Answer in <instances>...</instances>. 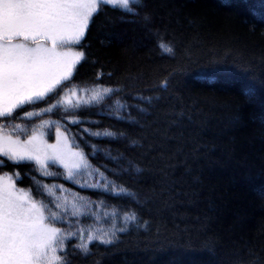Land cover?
I'll use <instances>...</instances> for the list:
<instances>
[{
	"label": "trees",
	"instance_id": "obj_1",
	"mask_svg": "<svg viewBox=\"0 0 264 264\" xmlns=\"http://www.w3.org/2000/svg\"><path fill=\"white\" fill-rule=\"evenodd\" d=\"M81 45L60 49L85 53L61 85L77 87L67 99L81 101L78 110L17 118L49 106L45 100L0 118L11 121L4 132L13 139L44 132L51 141L60 129L91 157L72 180L51 163L42 169L9 160L0 169L38 206L51 199L36 194L47 185L62 206L91 213L55 224L76 233L63 239L55 264H264V0H143L136 16L104 6ZM104 88L113 91L102 102L84 104ZM72 118L80 123L70 124ZM97 167L135 199L80 187L94 182ZM16 171L25 174L22 181ZM133 210L136 223H126L124 213ZM81 228L85 238L112 243L97 239L85 253L77 247Z\"/></svg>",
	"mask_w": 264,
	"mask_h": 264
},
{
	"label": "snow or ice",
	"instance_id": "obj_2",
	"mask_svg": "<svg viewBox=\"0 0 264 264\" xmlns=\"http://www.w3.org/2000/svg\"><path fill=\"white\" fill-rule=\"evenodd\" d=\"M104 6L118 9L122 15L136 16L143 7V0H0V118L13 117L17 109L45 100H49V106L39 112H26L25 116L18 115L17 118L31 119L61 108L68 113L81 107V101L73 103L67 99L69 94L76 95L77 87L66 86L65 90L61 85L72 79L75 67L85 58V53L77 50L71 54L73 58L69 59L70 53L60 49L69 44L82 48L81 41L89 24ZM225 6L231 5L226 3ZM143 19L146 23L150 21L148 16ZM159 46L164 52L173 53L171 44L161 40ZM58 89L63 95L57 92ZM81 91L88 90L81 88ZM112 91L110 88H104L102 93L94 91L91 99L84 101V104L100 103ZM53 93L57 95L52 97ZM248 94H254L250 87ZM68 122L80 123L75 118ZM6 123L11 121L0 122V157L7 158L0 159V169L6 167L9 160L16 165L34 161L42 169L49 167L48 162L53 165L64 162L65 155L58 145H48L51 152H46L41 159L40 149L33 143L35 137L23 142L19 138L13 139L10 133L4 132ZM15 127L20 128V124L17 123ZM84 131L96 137L114 139L118 135L111 130ZM73 155L81 156V163L84 170H87L89 165L85 160L91 159L89 154L78 152ZM64 166L67 167V164ZM74 168L77 172L81 171L80 164L74 165ZM42 174L54 175L47 172ZM14 175L16 180L22 181L25 174L16 171ZM74 175L70 170L67 179L72 180ZM8 179L11 181L12 178ZM33 180L35 181V177ZM79 186L102 189L111 197L135 199L134 194L123 186H117L114 180H109L99 167L96 168L92 184L84 181ZM40 187L41 191L36 194L48 195L51 199L48 203L41 201L38 206L37 200L29 199L22 191L18 192L15 183H0V264H52L53 259L62 261V257L55 256L57 249L62 251L63 239L76 233L64 231L55 224L67 222L69 216L77 217L75 223H79V217L91 216V213L81 212L79 209L70 211L67 202L62 206L51 192L44 191L47 185ZM59 190L64 191L62 186ZM48 204H54L55 210L49 209ZM46 209L49 211L48 216L44 215ZM123 220L126 223H136L135 211H126ZM124 230L123 227L118 229ZM85 231L84 228L79 229L82 242L77 245L85 253L89 251V244L97 239L103 244L112 243L111 239L91 234L85 238ZM85 239L86 242H83Z\"/></svg>",
	"mask_w": 264,
	"mask_h": 264
},
{
	"label": "rangeland",
	"instance_id": "obj_3",
	"mask_svg": "<svg viewBox=\"0 0 264 264\" xmlns=\"http://www.w3.org/2000/svg\"><path fill=\"white\" fill-rule=\"evenodd\" d=\"M63 51H67L70 53L69 59L73 58L71 56V54L74 53L75 51H71V50H63ZM33 136L35 137V140L33 141V143L36 146H38V148L40 149L39 154H40L41 159L44 158V154L46 152L47 153L51 152V149L48 148V145H58L59 150L65 155V159H64L63 163L57 162L56 165L63 167L67 171L76 170L74 168V165H76V164H80V166H82L83 163H81V156L73 155L74 153H78V152L81 153V152L71 146L69 140L67 139V137L65 136V134L62 130L55 129L54 133H53V140H51V141L48 139V137L46 136V134L44 132L38 133V134L33 135ZM33 136L29 137L28 139L32 138ZM21 142H23V141L21 140ZM48 163H51V162H48ZM64 164H67V167H65ZM8 177L12 178L11 181L8 179ZM0 183L5 184V185L9 184V183H15L16 184V181L11 175L2 174V175H0ZM16 188H17L18 192L22 191L23 193H25V195L29 199H31L28 192L20 189L17 185H16ZM55 256H57L56 253H55ZM55 263H56V259H53L52 264H55Z\"/></svg>",
	"mask_w": 264,
	"mask_h": 264
}]
</instances>
